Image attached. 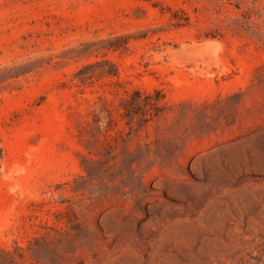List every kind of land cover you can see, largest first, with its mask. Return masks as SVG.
<instances>
[{"label": "rangeland", "instance_id": "obj_1", "mask_svg": "<svg viewBox=\"0 0 264 264\" xmlns=\"http://www.w3.org/2000/svg\"><path fill=\"white\" fill-rule=\"evenodd\" d=\"M253 1L0 0V264H264ZM96 60L118 76L78 84Z\"/></svg>", "mask_w": 264, "mask_h": 264}, {"label": "trees", "instance_id": "obj_2", "mask_svg": "<svg viewBox=\"0 0 264 264\" xmlns=\"http://www.w3.org/2000/svg\"><path fill=\"white\" fill-rule=\"evenodd\" d=\"M241 1L245 2L246 0ZM263 2L264 0L261 3L257 4L256 1H253V7L257 10L259 16L264 15ZM236 6L239 9L242 8L240 2H237ZM230 25L233 29L237 27L245 28L244 19L241 18H233ZM258 28L261 29V37L264 36V26L259 25ZM128 38L129 37L124 35L108 38L105 41L106 44L104 46L95 48L93 52L99 53L103 50L115 51L125 49L127 47ZM106 65H109L110 68L104 67ZM115 76H118V69L115 64L111 63L108 60H96L90 63H86L82 67H80L75 73L74 78L77 80L78 84L85 85L88 83H92L95 78ZM163 97L164 96L161 94V90H156L155 94H153L137 88L126 89L125 96L121 97V103L122 105H127V108L125 107L126 109H128V107H130L131 109L133 108L131 110L132 114H141L144 119H149L153 115H158L160 113L161 105L165 103Z\"/></svg>", "mask_w": 264, "mask_h": 264}]
</instances>
